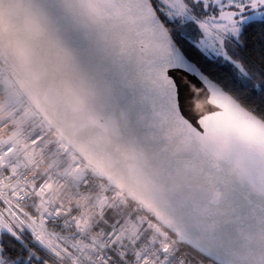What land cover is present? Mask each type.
Masks as SVG:
<instances>
[{
    "label": "snow or ice",
    "instance_id": "snow-or-ice-1",
    "mask_svg": "<svg viewBox=\"0 0 264 264\" xmlns=\"http://www.w3.org/2000/svg\"><path fill=\"white\" fill-rule=\"evenodd\" d=\"M100 4L89 51L151 158L147 194L45 156L39 131L0 139V264H264V155H219L239 132L211 119L264 125V0Z\"/></svg>",
    "mask_w": 264,
    "mask_h": 264
},
{
    "label": "water",
    "instance_id": "water-1",
    "mask_svg": "<svg viewBox=\"0 0 264 264\" xmlns=\"http://www.w3.org/2000/svg\"><path fill=\"white\" fill-rule=\"evenodd\" d=\"M100 0H0V53L23 92L47 114L72 148L133 196L146 195L151 158L129 137L127 118L89 51L103 18ZM193 111L210 102L196 90ZM212 121L239 136L214 151L240 164L264 155V125L235 119L225 110Z\"/></svg>",
    "mask_w": 264,
    "mask_h": 264
},
{
    "label": "built area",
    "instance_id": "built-area-1",
    "mask_svg": "<svg viewBox=\"0 0 264 264\" xmlns=\"http://www.w3.org/2000/svg\"><path fill=\"white\" fill-rule=\"evenodd\" d=\"M31 122L34 123L31 124ZM33 131H39L43 134L42 147L45 156L48 155L49 151H55L56 145L60 144L69 153L71 159L80 161L92 174L105 176L72 148L56 130L50 117L36 107L23 92L0 53V139L16 140ZM99 183L100 181H95L89 189L93 196L96 194ZM110 183L113 182L110 180ZM110 183L105 181V187H109Z\"/></svg>",
    "mask_w": 264,
    "mask_h": 264
},
{
    "label": "rangeland",
    "instance_id": "rangeland-1",
    "mask_svg": "<svg viewBox=\"0 0 264 264\" xmlns=\"http://www.w3.org/2000/svg\"><path fill=\"white\" fill-rule=\"evenodd\" d=\"M34 122H31V124H33Z\"/></svg>",
    "mask_w": 264,
    "mask_h": 264
}]
</instances>
